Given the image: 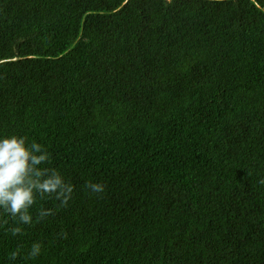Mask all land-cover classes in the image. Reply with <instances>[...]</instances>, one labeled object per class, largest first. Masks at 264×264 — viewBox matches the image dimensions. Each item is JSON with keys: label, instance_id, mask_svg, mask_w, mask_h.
Returning <instances> with one entry per match:
<instances>
[{"label": "trees", "instance_id": "1", "mask_svg": "<svg viewBox=\"0 0 264 264\" xmlns=\"http://www.w3.org/2000/svg\"><path fill=\"white\" fill-rule=\"evenodd\" d=\"M13 134L73 192L0 264H264V0H0Z\"/></svg>", "mask_w": 264, "mask_h": 264}, {"label": "clouds", "instance_id": "2", "mask_svg": "<svg viewBox=\"0 0 264 264\" xmlns=\"http://www.w3.org/2000/svg\"><path fill=\"white\" fill-rule=\"evenodd\" d=\"M50 164L51 154L45 145L28 136L0 135V209L18 224L32 222L30 208L38 196H54L63 205L71 199L73 185ZM86 186L97 194L105 190V185L99 182H88ZM50 214L51 209H40V217ZM11 232L16 235L21 228L13 227ZM40 252V243H34L28 255L34 258ZM16 256V252L11 253L13 260Z\"/></svg>", "mask_w": 264, "mask_h": 264}]
</instances>
